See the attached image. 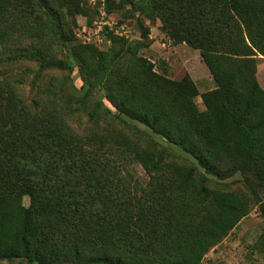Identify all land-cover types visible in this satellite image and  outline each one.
<instances>
[{"label": "trees", "instance_id": "16d2710c", "mask_svg": "<svg viewBox=\"0 0 264 264\" xmlns=\"http://www.w3.org/2000/svg\"><path fill=\"white\" fill-rule=\"evenodd\" d=\"M22 1L0 0V45L23 27L38 39L28 58L43 62L44 28L22 21ZM119 1L199 50L218 89L201 95L202 112L191 85L144 75L139 89L131 66L125 74L116 69L125 58L138 66L135 45L112 34L113 48L121 44L113 52L100 51L97 37L74 46L81 97L62 91L55 104L49 90L48 100L27 108L12 85L5 96L0 87V263L202 264L249 214L243 195L217 188L237 174L264 218L257 192L264 195V90L256 77L264 0ZM56 7L48 5L51 23L42 26L57 43L75 41L59 28ZM101 89L114 112L94 95ZM83 117L89 127L78 133L71 123ZM132 163L143 169L147 190L138 189Z\"/></svg>", "mask_w": 264, "mask_h": 264}, {"label": "rangeland", "instance_id": "374dc122", "mask_svg": "<svg viewBox=\"0 0 264 264\" xmlns=\"http://www.w3.org/2000/svg\"><path fill=\"white\" fill-rule=\"evenodd\" d=\"M27 1H22V9H24L22 21L28 26L37 27L41 24L40 26L44 28L43 62L28 58L38 39L31 38L30 32H26L23 27L22 36L13 38L5 46L0 45L2 95L5 89L12 85L27 108H33L34 104L48 100L52 96L48 94L49 90L56 92L55 104L61 103L59 98L62 91L70 92L69 94L76 97L83 95L84 90L81 89L83 80L73 56L74 46L93 44L96 31L101 32L102 37L106 38L101 37V47H96L100 51L113 52L121 48L120 43L113 48L111 34L135 45L131 53L138 61V66L130 64L125 58L116 69L121 74H125L126 69L131 66L134 73H131V78L137 81L139 89L143 82L141 76L144 77V75L151 81L171 80L182 82L184 86L191 85L199 93L194 103L201 112L205 110L201 95L218 89L199 50L178 37L166 34L159 19L154 21L142 15L138 9L124 6L119 0H112L109 5H106V0H44L46 4L42 5L37 0H32V6H29ZM53 1L54 5L59 6L56 7L60 17L59 28L63 27L70 36L75 34V41L67 40L57 43L53 39L54 31L42 26V23H51L47 7L48 5L54 7ZM54 61L71 63L73 69L70 71L68 65L61 68L47 64ZM256 77L264 90L263 56H259ZM94 95L98 97L101 105L114 112L112 103L107 99L103 89L96 90ZM98 101L94 100L93 104ZM82 121L83 123L76 121L71 123L78 133H82L89 127L85 125L86 117H83ZM15 140L13 138L12 143ZM156 140L162 146H168L165 139L157 137ZM174 150L178 153L177 149ZM179 154L188 161L193 160L187 153L180 151ZM128 170L141 181L138 189L147 190L145 184L147 177L143 169L132 163ZM123 175H126V170L123 171ZM217 188L243 195L250 206L249 214L205 255L202 264H264V218L259 204L252 198L248 181L244 176L237 174L227 181H220ZM257 192L263 199V193L260 190ZM28 201L27 198L24 199V205L28 206ZM18 263L19 260L3 261L0 264Z\"/></svg>", "mask_w": 264, "mask_h": 264}, {"label": "built area", "instance_id": "2783aa9c", "mask_svg": "<svg viewBox=\"0 0 264 264\" xmlns=\"http://www.w3.org/2000/svg\"><path fill=\"white\" fill-rule=\"evenodd\" d=\"M98 33H99L98 31L95 32V37H97L99 42H101V39L98 37Z\"/></svg>", "mask_w": 264, "mask_h": 264}]
</instances>
